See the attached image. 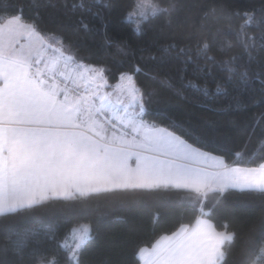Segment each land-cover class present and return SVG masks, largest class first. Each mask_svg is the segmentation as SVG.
Segmentation results:
<instances>
[{
    "label": "trees",
    "instance_id": "16d2710c",
    "mask_svg": "<svg viewBox=\"0 0 264 264\" xmlns=\"http://www.w3.org/2000/svg\"><path fill=\"white\" fill-rule=\"evenodd\" d=\"M154 2L171 10L143 24L141 32L125 20L133 0H0V22L22 15L40 33L63 38L82 63L105 68L111 82L139 66L137 85L153 93L145 105L144 120L169 128L228 165L264 163V76L247 84L229 81L222 64L233 55L240 57L238 63L248 60L227 17L253 10L258 16L264 0ZM81 3L84 7H79ZM241 20L232 15V26ZM258 31L248 28L252 35ZM205 41L207 56L214 60L198 55ZM228 41L234 47L228 48ZM249 66L264 71V49ZM189 81L200 89L188 87ZM205 87L207 96L201 90ZM187 195L175 189L118 191L93 196L86 204L51 197L31 209L0 217V264H37L41 256L46 264H69L59 240L79 223H90L95 229L80 264H140L136 255L140 247H151L162 235H171L181 225H193L200 217L198 208L183 199ZM202 218L211 219L218 231L227 223L228 230L235 232L234 241L225 248V264H264V257L257 258L264 246L260 196L231 189L213 216ZM53 234L56 239H50Z\"/></svg>",
    "mask_w": 264,
    "mask_h": 264
},
{
    "label": "snow or ice",
    "instance_id": "6c2138e0",
    "mask_svg": "<svg viewBox=\"0 0 264 264\" xmlns=\"http://www.w3.org/2000/svg\"><path fill=\"white\" fill-rule=\"evenodd\" d=\"M170 10L154 0H133L125 20L141 32L143 24ZM232 15L242 17L236 27ZM227 19L248 60L238 63L240 57L233 55L222 61L226 78L242 84L260 80L264 71H253L249 65L264 49V9L258 16L253 10L231 13ZM249 26L256 27L258 35L250 34ZM226 46L234 47L231 41ZM208 51L205 41L198 55L214 60ZM106 71L84 65L63 38L42 35L20 14L0 24V217L31 209L51 197L86 204L93 196L118 191L185 190L189 195L183 199L200 212L195 225H181L151 248L140 247L137 257L142 264H225V248L234 241L235 232L228 230L227 223L218 231L211 219L201 217L213 216L231 189L247 190L264 200V163L230 167L221 159L211 171L200 166L201 160L212 159L210 154L169 128L144 120L153 93L137 85L139 66L121 73L114 85L108 83ZM187 86L200 89L192 81ZM201 90L208 95L206 87ZM94 232L90 223L67 229L59 247L69 264H80ZM261 257L264 246L259 248L257 258ZM37 264H46L45 258L38 257Z\"/></svg>",
    "mask_w": 264,
    "mask_h": 264
},
{
    "label": "crops",
    "instance_id": "0c3cea01",
    "mask_svg": "<svg viewBox=\"0 0 264 264\" xmlns=\"http://www.w3.org/2000/svg\"><path fill=\"white\" fill-rule=\"evenodd\" d=\"M201 150V149H200ZM202 152L204 153H207V154H210L208 152H205L203 150H201ZM210 156L212 157V159H204V160H201L199 162V165L202 166V167H205L207 168L209 171L212 170V166L215 165L219 160H223V158L219 157V156H216V155H213V154H210ZM224 162V160H223ZM130 163L132 164V166L134 167L135 166V158L133 157V159L130 161ZM225 163V162H224ZM230 167H240V166H236V165H229ZM242 168H245V167H242ZM202 218V217H201ZM202 219H205V218H202ZM195 225V223L193 225H187L189 228L193 227ZM152 247V246H151ZM151 247H148V248H151ZM140 260V264H142V261L141 259L139 258Z\"/></svg>",
    "mask_w": 264,
    "mask_h": 264
},
{
    "label": "rangeland",
    "instance_id": "374dc122",
    "mask_svg": "<svg viewBox=\"0 0 264 264\" xmlns=\"http://www.w3.org/2000/svg\"><path fill=\"white\" fill-rule=\"evenodd\" d=\"M6 21V20H5ZM5 21H1L0 22V24H3ZM24 21V20H23ZM25 23H31V22H26V21H24ZM42 34V33H41ZM42 35H45V34H42ZM24 42V38L22 37L21 38V43H23ZM84 65H87V64H85V63H83ZM96 67H100V66H96ZM106 75V74H105ZM107 77V76H106ZM108 79V78H107ZM108 83H110V84H115V83H117V81L116 82H111L109 79H108ZM103 91H106V92H111L112 90H111V88H103L102 89Z\"/></svg>",
    "mask_w": 264,
    "mask_h": 264
}]
</instances>
